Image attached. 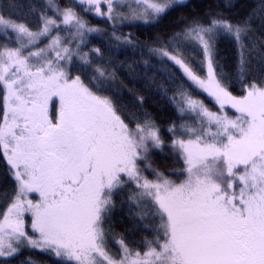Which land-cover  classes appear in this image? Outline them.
I'll list each match as a JSON object with an SVG mask.
<instances>
[{"label": "snow or ice", "instance_id": "6c2138e0", "mask_svg": "<svg viewBox=\"0 0 264 264\" xmlns=\"http://www.w3.org/2000/svg\"><path fill=\"white\" fill-rule=\"evenodd\" d=\"M185 3L45 0L35 27L0 12V159L13 181L0 196V264L25 249L57 264H264V77L248 75L252 19L264 22V0L242 22L223 13L186 20L150 49L164 70L182 74L170 98L178 118L163 129L146 113L126 122L104 94L114 72L93 60L101 49L82 47L89 35L107 34L84 13L132 44L118 24L155 23ZM221 39L237 46L239 95L217 59ZM259 56L264 61V51ZM74 59L92 68L88 82L79 65L74 74ZM165 148L176 160L175 179L151 162L152 151ZM118 191L137 216L150 218L152 238L141 248L113 234Z\"/></svg>", "mask_w": 264, "mask_h": 264}, {"label": "trees", "instance_id": "16d2710c", "mask_svg": "<svg viewBox=\"0 0 264 264\" xmlns=\"http://www.w3.org/2000/svg\"><path fill=\"white\" fill-rule=\"evenodd\" d=\"M67 2L69 0H61L62 4ZM259 3L260 0H187L184 5L171 10L155 23L118 24L116 26L117 34L130 36L132 44L116 41L111 36L112 26L110 24L90 13H84L92 25L104 28L107 34L89 35L88 43L82 47L84 51L89 52L92 47L101 49L102 56L100 57L91 53L93 60L98 64L102 63L108 66L109 71L114 72V77L106 81L107 90L104 94L113 99L126 122H132L134 118H140L146 113L163 129L178 118L170 98L182 74L174 67L164 70L162 61L150 49L159 46L173 32L183 27L186 20L192 18L207 20L209 14L223 13L233 23H238L248 19L253 11L259 12ZM226 4L230 6H226ZM44 6L45 0H0V12L3 15L26 22L32 27L38 23V13ZM33 8L36 9L35 12L32 11ZM250 39L256 44V51L252 53L248 75L249 78L259 79L264 77V61L259 56V53L264 51V22L259 16L252 19ZM217 48V59L223 69L225 83L234 95H239L241 87L236 76L237 46L229 39H221ZM163 63L171 64L167 61ZM77 65L85 69L79 74L85 82H88L92 68L80 65L79 61L74 59V74H77L75 70ZM172 70L175 71V76L169 75V71ZM193 91L213 110L218 107L205 93L196 89ZM151 156V162L155 167L173 179L176 178V174L173 172L176 160L167 148L163 153L155 149ZM4 168V162L0 159V196L5 192H11L13 187V181L5 174ZM146 174L151 178L150 172ZM135 213L136 206L130 204L126 191H118L114 194L110 214L113 234L123 235L129 245L141 248L145 238H152L151 228L145 227V224L150 223V218L141 219ZM109 248L112 252H117L119 245L110 238ZM28 256H32L38 264H57L53 258L39 251L27 249L13 258L11 264H26L25 258Z\"/></svg>", "mask_w": 264, "mask_h": 264}, {"label": "rangeland", "instance_id": "374dc122", "mask_svg": "<svg viewBox=\"0 0 264 264\" xmlns=\"http://www.w3.org/2000/svg\"><path fill=\"white\" fill-rule=\"evenodd\" d=\"M187 1V0H186ZM210 98V97H209ZM211 99V98H210ZM212 100V99H211ZM213 101V100H212ZM229 111H231L232 112V110L231 109H229ZM155 150V149H154Z\"/></svg>", "mask_w": 264, "mask_h": 264}]
</instances>
